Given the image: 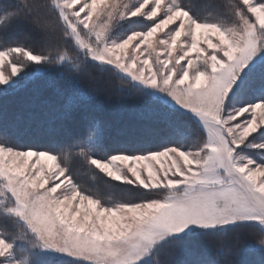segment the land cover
<instances>
[{
	"label": "snow or ice",
	"instance_id": "obj_1",
	"mask_svg": "<svg viewBox=\"0 0 264 264\" xmlns=\"http://www.w3.org/2000/svg\"><path fill=\"white\" fill-rule=\"evenodd\" d=\"M22 90L48 144L17 142ZM0 102V264H264L235 258L264 237V0H5Z\"/></svg>",
	"mask_w": 264,
	"mask_h": 264
},
{
	"label": "trees",
	"instance_id": "obj_2",
	"mask_svg": "<svg viewBox=\"0 0 264 264\" xmlns=\"http://www.w3.org/2000/svg\"><path fill=\"white\" fill-rule=\"evenodd\" d=\"M5 0H0V3H4ZM30 37V38H28ZM9 40L20 41H32V34L26 29H20L16 32L8 34ZM34 95L30 91H20L13 97H10L7 101V111L10 119H19V127L16 130V137L18 143H35V144H48L50 137L47 136L41 128L40 117L41 107L34 106L31 103V97ZM40 96L47 108L44 110H51L59 103V95L56 89L53 87L42 86L40 90ZM3 107V102H0V109ZM95 114L100 115L108 119L117 128L122 121H125L128 117L123 111H116L111 108L104 101H98L93 108ZM77 123L74 121H68L65 123L64 132L65 135H71L77 129ZM191 130V129H190ZM117 137L114 135V139ZM85 180L89 186H99L101 190L105 192L106 197H119L121 194V188L119 186H113L110 191L104 190V184L106 181L101 176L95 178L92 176L85 177ZM239 243L241 245H253L248 248L246 253L236 256L237 259L254 260L258 259L259 254V240L262 237L258 229L245 228L238 230ZM231 244H236L237 241L232 239Z\"/></svg>",
	"mask_w": 264,
	"mask_h": 264
},
{
	"label": "rangeland",
	"instance_id": "obj_3",
	"mask_svg": "<svg viewBox=\"0 0 264 264\" xmlns=\"http://www.w3.org/2000/svg\"><path fill=\"white\" fill-rule=\"evenodd\" d=\"M28 38H30V37H28Z\"/></svg>",
	"mask_w": 264,
	"mask_h": 264
}]
</instances>
